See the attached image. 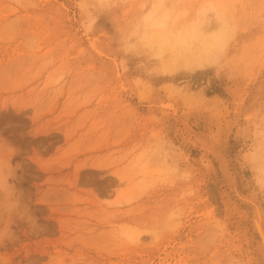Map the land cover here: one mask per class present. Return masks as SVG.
<instances>
[{
  "label": "rangeland",
  "instance_id": "rangeland-1",
  "mask_svg": "<svg viewBox=\"0 0 264 264\" xmlns=\"http://www.w3.org/2000/svg\"><path fill=\"white\" fill-rule=\"evenodd\" d=\"M84 3L0 0V145L15 150L21 187L44 225L33 235L18 224L19 239L0 248V264H251L257 239L249 226L248 233L249 210L241 206L240 224L223 219L219 192L236 203L234 194L213 156L183 136L220 148L239 190L249 192L250 172L235 159L264 116V0H236L240 31L220 75L207 69L148 83L116 59L111 23L101 18L94 28ZM30 37L38 50L26 47ZM48 55L67 72L57 90L39 68ZM161 139L187 156L181 167L191 180L165 173L153 150ZM116 198L131 202L117 216L130 234L151 228L173 204L184 209L182 227L124 243L103 207Z\"/></svg>",
  "mask_w": 264,
  "mask_h": 264
},
{
  "label": "clouds",
  "instance_id": "clouds-1",
  "mask_svg": "<svg viewBox=\"0 0 264 264\" xmlns=\"http://www.w3.org/2000/svg\"><path fill=\"white\" fill-rule=\"evenodd\" d=\"M84 7L92 10L94 28L101 18L109 20L112 54L125 67L134 68L144 83L207 69L220 75L229 64V52L240 31L236 0H85ZM25 45L39 49L36 38H28ZM39 68L47 74L48 89L63 87L67 72L56 66L51 55L41 57ZM246 135L252 142L238 154L237 162L241 170L250 172L251 195L264 199V116L257 117ZM153 150L161 155L164 171L174 181L191 180L192 171L181 167L187 162L186 155L181 157L163 139ZM14 155L10 145H0V248L19 239L15 229L20 223L33 235L44 230L31 197L21 187V165L12 162ZM257 160L261 163L254 164ZM130 203L123 198L103 202L114 234L124 243L135 245L143 235L159 240L182 227L184 209L173 204L151 228L130 234L117 220Z\"/></svg>",
  "mask_w": 264,
  "mask_h": 264
},
{
  "label": "bare ground",
  "instance_id": "bare-ground-1",
  "mask_svg": "<svg viewBox=\"0 0 264 264\" xmlns=\"http://www.w3.org/2000/svg\"><path fill=\"white\" fill-rule=\"evenodd\" d=\"M200 123L201 120L199 118H196L193 124L198 126ZM183 138L186 141V143L193 145L194 148H199L200 151H204L205 153L211 154L213 156L215 161L218 163V170L220 171L221 174V180L223 182V186L228 187V192L230 190L231 193L234 194L235 200L233 201H236V203L230 202V198H229L230 196L228 195L229 196L228 197L227 195H225V193H223L222 190H220L219 192V195H221L222 197L223 204L225 205L223 219L228 220L230 223L236 222L237 224H240L245 220V216H244L245 210H243L241 206H244L249 210L248 222L246 221L247 229L249 226L252 232L250 233V235L251 234L254 235V237L257 239V243H256L257 245L255 244L256 248L252 250V256L249 258V262L251 264H264V207L261 199L259 197L254 198L251 195V190H252L251 185L246 180L245 181L247 182L246 185L247 188H249V192L247 194H243L239 190L237 185L238 184L237 177L233 173V171H231L228 163L229 161H227L225 157L226 155H224L222 153L223 151H221L220 148L218 149L214 143L208 142L204 137L198 135L197 136L195 135V138L193 140L190 139L189 136H183ZM237 156L238 154H236V159H235L236 162H237ZM207 165L208 166L206 169L207 170L206 174H209L212 167L210 168V163ZM243 171L244 170H241V172ZM213 193L216 194L215 188ZM250 230L248 229V233Z\"/></svg>",
  "mask_w": 264,
  "mask_h": 264
}]
</instances>
